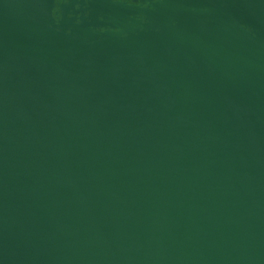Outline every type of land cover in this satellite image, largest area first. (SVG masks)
<instances>
[{
  "label": "water",
  "instance_id": "water-1",
  "mask_svg": "<svg viewBox=\"0 0 264 264\" xmlns=\"http://www.w3.org/2000/svg\"><path fill=\"white\" fill-rule=\"evenodd\" d=\"M0 264H264V0H0Z\"/></svg>",
  "mask_w": 264,
  "mask_h": 264
}]
</instances>
